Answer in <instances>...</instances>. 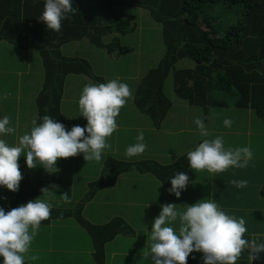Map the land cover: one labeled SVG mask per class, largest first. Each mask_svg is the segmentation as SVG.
Wrapping results in <instances>:
<instances>
[{
    "label": "trees",
    "instance_id": "obj_1",
    "mask_svg": "<svg viewBox=\"0 0 264 264\" xmlns=\"http://www.w3.org/2000/svg\"><path fill=\"white\" fill-rule=\"evenodd\" d=\"M73 7L77 9L76 14L62 21L61 31L57 33L46 29L38 20L44 8L42 0H0V41L21 50L32 49L40 55L44 81L36 97V122L40 123L39 117L49 115L62 123L66 130H71L75 125L81 126L82 116L77 112L73 113L74 123L61 113L67 77L76 78V82L88 77L95 83L103 80L105 83V79L95 76L93 71L97 69L96 60L107 65L108 72L119 61L133 62L129 54L134 51L133 47L126 45L130 33L128 27L135 20L132 11L140 10L149 21L160 26L164 54L135 84L131 83L134 89L129 103L150 120L153 131L167 128L173 132L172 135L184 136L183 141H179L187 145L184 154L174 151L179 146L169 148L178 156L172 153L171 161L167 164L140 158L134 162L132 158L120 159L109 154L105 157L102 174L89 183L90 192L73 210L64 209L71 204L62 202L65 201L62 193L58 199L50 202V218L41 222L39 232L42 235L50 233L52 226L53 247L58 248L64 236L60 226L65 219L74 216L91 240L93 261L106 264V244L122 233L131 236L135 233L119 217L109 218L103 223H90L83 218L85 202L92 200L98 190L114 187L123 172L135 167L161 182L166 204H175L178 199L168 192L170 178L178 172L188 175L191 169L187 152L204 139L193 123L195 118L205 121L211 134L208 139L221 136L224 143L227 136L233 133L216 118L219 110H229L234 114L237 110H250L264 125V0H73ZM135 25L132 30H135ZM67 48L70 56L64 54ZM77 48L81 49L82 54L75 51ZM132 78V74L124 77L126 80L119 77L124 83ZM169 79L173 84L170 90ZM172 91L188 106L199 108L201 115L186 117L181 123L178 114L187 109L174 112L173 99L169 97ZM231 100L234 103H229ZM235 134L237 145L243 146L244 140L239 139L243 135ZM261 153L264 154V149H261ZM239 169L229 168L222 173H214L212 182L216 191L212 195V186L207 197L212 195L222 210L236 218L244 215L248 230L256 234L254 238L259 235L264 239L263 206L253 207L251 209L255 211H245L242 215L238 213V207H246L248 201H256L254 196L257 193L264 197V186L255 187L254 192L248 184L245 188L235 187L231 183L233 179L244 180L239 176ZM22 176L19 190L6 206H0L6 211L40 197L43 195L41 188L50 189L58 185L62 172L59 170L55 174L42 176L34 184L29 174L23 173ZM185 191L188 194L190 187L187 186ZM229 207L235 208V213ZM155 208L158 207H154L152 212ZM155 218L150 215V219ZM140 256L149 260V256H144L142 252ZM130 257L126 258L125 264ZM243 258L237 264H264L260 261L263 254L253 262H249L248 254ZM26 264L29 262L26 261ZM187 264H202V261L200 258L188 259Z\"/></svg>",
    "mask_w": 264,
    "mask_h": 264
},
{
    "label": "rangeland",
    "instance_id": "obj_2",
    "mask_svg": "<svg viewBox=\"0 0 264 264\" xmlns=\"http://www.w3.org/2000/svg\"><path fill=\"white\" fill-rule=\"evenodd\" d=\"M132 14L135 16V20L128 27L130 33L127 35L126 45L133 47L134 51L129 54L134 61L129 63L119 61L108 72L106 70L107 65L101 64L100 60H96L98 62L97 72L105 79V82L111 79H119V77L124 79V77L126 78V76L132 74L133 78L129 79L130 81L127 83L131 91L134 89L132 84H135L149 68L155 66L164 54L160 26L149 21L140 10L132 11ZM129 18L132 19V16L130 15ZM134 25L136 28L132 30ZM68 49L64 50V54L67 53V56H70ZM75 51L82 54L80 48ZM70 77H67L68 83L61 101V113L66 118L70 117L72 123H74L75 116L73 113L77 112L80 115L78 100L82 92L81 89L85 85L95 82L84 77L79 82H76V78ZM43 81V66L37 51L32 49L21 50L13 44H8L5 41L0 42V117L8 116L11 125L17 130L15 134L3 137L10 144H15L19 136L30 132L33 127V121L36 120V97L42 88ZM120 81L122 82V80ZM100 83H104V80ZM172 85V81L169 79L168 90L172 88ZM169 97L173 99L172 105L175 113L183 108L187 109L183 113L178 114L181 123L186 120V117L193 116L194 118L196 115H201L202 111L199 108L188 106L185 101L175 97L173 91ZM178 102L179 104L177 105ZM229 103L234 102L231 100ZM122 110L123 112L120 111L117 117L118 127L116 131L108 138L111 148L104 150L102 159L100 161L87 162L84 160L83 154H78L73 158L59 159L57 163L60 164L57 168L58 171L62 172L61 183L54 185L56 190L45 193L38 198L46 199V202L50 204L54 198L58 199L57 197L61 196V193H67L69 200L67 202L62 200V202L66 205H71L66 206L64 209L70 208V210H73L72 208L90 192L89 183L97 180L102 174L105 157L109 154H114L119 158H125L126 148L137 142L136 136L140 130L144 133V143L147 145L146 149L148 150H145L136 159L133 157L134 162L140 158L141 160L145 159V161L152 159L155 162L167 164L171 161L172 153H174L169 148L179 146L174 151H179L181 154L187 151V145H183L179 141V139L183 141L184 136L172 135L173 132L166 130L167 128L153 131L150 120L141 114L135 106L131 105L129 100ZM128 110H130L129 115ZM247 116L248 112L243 109L237 110L236 114L229 110L217 111L216 118L221 123L225 118L233 120L230 128L233 134L227 136L226 148L238 146V138H236L235 133H238L241 128L244 130L248 128ZM254 117L258 119L255 115ZM81 119V127H83L87 124V121L83 117ZM257 132V139L253 147L255 150H261L264 149V127L258 129ZM197 138H199L198 135ZM241 139L244 140V137H240ZM174 155L178 156L175 153ZM256 159L264 165V154H258V157L256 155L253 161L255 162ZM127 161L130 162V160ZM18 164L21 174H29L33 184L40 177L48 175L42 167L27 168L23 155L18 158ZM261 175L262 180L257 175L251 181L252 183H258L257 186L263 188L264 170ZM188 176L190 192L186 194L187 191H185L184 195L174 202L178 210L181 211L183 210L181 206H191L202 199L208 198L207 194L213 186L214 173H209L206 170L196 171L191 169ZM52 187H50V190ZM255 187L252 185L253 192ZM13 195V192L0 187V206H6ZM163 195H165V192L161 182L149 174L140 172L135 167H132L120 175L114 187L98 190L92 200L85 202L82 216L90 223H103L109 218L119 217L134 230V236L122 233L116 240L106 244L108 247L106 264H125L126 262L124 261H126L128 256L131 257L127 264H151L150 257L149 260L148 258L144 259V257L140 256V252L144 253V256L149 252L151 243L150 231L154 220L150 219V215L151 217H157L161 211V205L167 203ZM254 198L256 201H248L249 204L246 207H238V212L255 211L251 208L264 206V200H261L264 198L263 196L257 193ZM154 207L158 208H155L156 210L152 212ZM229 208L231 212L235 213V208ZM241 217L246 218L244 215ZM63 223L60 226L61 231L64 232L63 243L58 248L53 247L52 226L50 227L51 232H46L45 235H42L39 230L37 231L27 256L36 255L41 258L36 261L26 259L29 264H96L92 259L91 240L84 229L76 222L74 216L65 219ZM173 227L178 231V221L174 222ZM190 255H192L190 260H195L197 258L201 259L203 254L192 253Z\"/></svg>",
    "mask_w": 264,
    "mask_h": 264
},
{
    "label": "clouds",
    "instance_id": "obj_3",
    "mask_svg": "<svg viewBox=\"0 0 264 264\" xmlns=\"http://www.w3.org/2000/svg\"><path fill=\"white\" fill-rule=\"evenodd\" d=\"M42 2L44 8L38 20L46 29L57 33L61 31L62 21L77 12L73 0ZM93 71L95 76L102 78L97 69ZM131 95L129 85L119 79L85 85L78 100L80 116L87 121L85 126L75 125L66 130L55 118L44 115L38 118L40 123L34 120L30 132L19 136L15 144L3 137L15 134L16 128L8 116L0 117V187L13 193L19 190L23 176L18 158L22 155L27 168L42 167L50 175L58 172L59 159L83 154L87 162L100 161L104 150L111 148L108 138L116 131L117 117ZM193 123L204 139L187 152L190 169L222 173L229 168L249 166L253 160L250 147L226 148L221 136L207 138L211 134L203 119L197 117ZM222 123L231 128L233 120L225 118ZM144 140V133L140 130L137 142L126 148L125 157L130 159L143 154L147 147ZM170 183L169 195L179 199L189 184V176L185 172L175 173ZM231 183L237 188H245L248 181L233 179ZM52 190H56L55 186L40 191L45 194ZM215 191L213 186L212 195ZM212 195L191 206H181L182 211L176 204L161 205V211L151 225L147 253L151 264H187L192 253L203 254L202 264H237L244 252L251 261L260 259L264 254V239L259 235L252 240L245 238L248 231L245 219L222 210ZM62 196L66 202L69 200L67 193ZM50 215L51 205L41 198L7 211L0 207V264H26V259L38 260V256L27 254L41 222L49 220ZM177 221L178 231L173 227Z\"/></svg>",
    "mask_w": 264,
    "mask_h": 264
},
{
    "label": "crops",
    "instance_id": "obj_4",
    "mask_svg": "<svg viewBox=\"0 0 264 264\" xmlns=\"http://www.w3.org/2000/svg\"><path fill=\"white\" fill-rule=\"evenodd\" d=\"M248 112V116H247V121H248V128L246 130L244 129H239L238 133H241L244 137V145L243 146H237V147H245V146H248L251 148L252 152H253V159H255L256 155L258 157V154H261V150L260 149H254V144L256 142V139H257V131L258 129L264 127V125H262L259 121V119H255L254 115H252L253 113L250 111V110H247ZM230 129V128H229ZM240 139V138H239ZM225 146L226 143H224ZM231 147V146H229ZM232 148H236V147H232ZM252 162L253 160L249 163V166L251 167V169L247 170V168L249 167H246V168H241L239 169V176L240 178H243L244 180H247L248 181V185L252 187V185L256 186L258 185V183H252L251 179L256 177L257 175H259V179L262 180V172L264 170V165L261 164V161H259L258 159H256L255 163H254V166H252ZM256 207V206H255ZM264 208V206H263ZM239 214H244L245 211H239L238 212ZM246 227L248 229L249 225L246 224ZM251 228V227H250ZM255 233H251L249 230L245 233V238L247 239H255ZM117 237L114 239L116 240ZM113 240V241H114ZM144 254V253H143ZM247 255V252H244L241 254V257L238 259L237 263L239 261H243L244 258ZM192 255L189 256L188 259L191 258ZM195 257H197L196 255H193ZM260 261H263L264 262V254H263V259H261ZM249 262H253L251 261V259H249Z\"/></svg>",
    "mask_w": 264,
    "mask_h": 264
}]
</instances>
